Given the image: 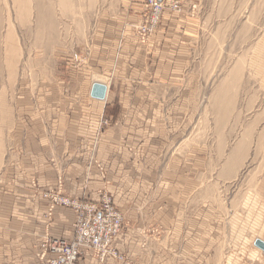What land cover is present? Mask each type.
I'll use <instances>...</instances> for the list:
<instances>
[{"label":"rangeland","instance_id":"obj_1","mask_svg":"<svg viewBox=\"0 0 264 264\" xmlns=\"http://www.w3.org/2000/svg\"><path fill=\"white\" fill-rule=\"evenodd\" d=\"M149 1L0 0V209L30 231L0 236V264H39L32 231L57 213L72 236L73 212L47 215L57 188L111 200L129 264H219L232 235L264 239V0H158L145 35Z\"/></svg>","mask_w":264,"mask_h":264},{"label":"built area","instance_id":"obj_2","mask_svg":"<svg viewBox=\"0 0 264 264\" xmlns=\"http://www.w3.org/2000/svg\"><path fill=\"white\" fill-rule=\"evenodd\" d=\"M148 7L152 11L150 27L143 33L148 35L160 21L163 7L150 0ZM54 208L69 210L75 214L73 233L70 238L46 237L40 244L44 258L40 264H78L86 251L94 253L98 261L114 258L123 264H129L113 248L114 240L122 233L124 219L111 200L101 203L73 199L58 191H47L43 195ZM52 210L49 216H52Z\"/></svg>","mask_w":264,"mask_h":264},{"label":"crops","instance_id":"obj_3","mask_svg":"<svg viewBox=\"0 0 264 264\" xmlns=\"http://www.w3.org/2000/svg\"><path fill=\"white\" fill-rule=\"evenodd\" d=\"M57 186L58 185H56L55 188H57ZM261 194L264 195L262 192H261ZM258 202L261 204L260 206L262 208V213H264V210H263L264 196H262ZM258 202L255 201V203H258ZM49 207H50V204H49ZM56 209H61V208H56ZM260 213H261V211H260ZM47 215H48V213H47ZM58 215H60V217ZM73 215L75 218L74 213H73ZM62 216L63 215L57 213V216H56L57 219L55 220V223H51V224L48 223L47 228H45V223H44L45 219H42L41 222L39 223L40 226L37 227L38 229H36V231L35 230L32 231V236L41 238V237L45 236L46 234H49L51 237H54V238H68V237H65L63 235L62 236L59 235L60 232L62 231L61 226H60L61 225L60 222H62V221H60L58 219H61ZM261 216L258 217L259 220H261V219L263 220L264 217L261 218ZM19 218L20 219L16 218L14 220L12 211L10 209V204L4 203V205H1V209H0V236H1V241L7 242V240H10V239L12 240L13 234H17V235H21V236L29 235L30 231H29V227H28V219H25L21 215ZM262 222L264 223V220ZM123 237H125V235L122 236V234H121L120 236H118L116 238V240L114 242V246L121 248L122 250L124 248L126 249V246H124L122 244V241H125V239H123ZM250 237L255 239L254 245H255L256 240L261 239L260 237H256L255 235L249 236V234H246V235L240 234L238 236L232 235L231 237H229L231 239L227 240V241H231L234 244L229 246V253L227 255H224L223 259L221 260V262L219 264H264V251H260L259 249H256L255 246H254L255 248L253 249V246L251 245L252 241L249 239ZM119 238H121V240L118 241ZM216 238H218V236H215L214 234H212V235H209V234L200 235V252H204V250H206L207 247L211 246V244H209V242H215L214 239H216ZM237 239L240 241H238ZM261 240L264 241V239H261ZM117 241H118V244H117ZM213 245L214 244H212V246ZM6 250H5V252H6ZM116 250L118 251V249H116ZM118 253H119V251H118ZM200 256L202 257V258H200V264H204L205 263L204 253H201ZM4 264H6V263L4 262ZM9 264H11V262ZM78 264H120V263L117 260L111 259V258L107 259L105 261V263H100L94 255L91 256V255H88V253H86L84 255V257L81 258V260L79 261Z\"/></svg>","mask_w":264,"mask_h":264},{"label":"water","instance_id":"obj_4","mask_svg":"<svg viewBox=\"0 0 264 264\" xmlns=\"http://www.w3.org/2000/svg\"><path fill=\"white\" fill-rule=\"evenodd\" d=\"M107 89L104 85L96 83L92 87L91 97L96 100H104L106 97ZM255 246L264 251V242L257 240Z\"/></svg>","mask_w":264,"mask_h":264},{"label":"bare ground","instance_id":"obj_5","mask_svg":"<svg viewBox=\"0 0 264 264\" xmlns=\"http://www.w3.org/2000/svg\"><path fill=\"white\" fill-rule=\"evenodd\" d=\"M158 4H160L162 7H163V3L162 2H159L158 0H155ZM61 190V188H57V189H54V191H58V192H60L61 194H62V192L60 191ZM53 191V190H52ZM46 193V192H45ZM44 198V197H43ZM44 200H46V199H44ZM49 204H50V209H49V211H48V215H49V213H50V211L52 210V205H51V203L48 201V200H46ZM56 208H54L53 210H52V212H54V210H55ZM121 235V234H120ZM119 235V236H120ZM46 237H51L49 234H46L45 236H43V239H45ZM54 238V237H53ZM43 239H41V241H40V244H41V242L43 241ZM116 240V239H115ZM115 240H114V242H115ZM257 241V240H256ZM255 241V242H256ZM261 241V240H260ZM113 242V243H114ZM263 242V241H262ZM258 248V247H257ZM114 250H116L115 248H114ZM117 251V250H116ZM89 252H91V251H86L85 252V254L86 253H89ZM118 252V251H117ZM93 255H94V253L93 252H91ZM84 254V255H85ZM95 256V255H94ZM84 257V256H83ZM96 257V256H95ZM97 259V258H96ZM109 259V258H108ZM112 259H114V258H112ZM42 260V259H41ZM41 260H40V262H39V264L41 263ZM98 260V259H97ZM107 260V259H106ZM105 260V261H106ZM117 260V259H116ZM105 261H99L100 263H105ZM119 261V260H118ZM121 262V261H120ZM122 263V262H121ZM123 264V263H122Z\"/></svg>","mask_w":264,"mask_h":264}]
</instances>
